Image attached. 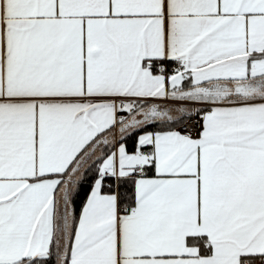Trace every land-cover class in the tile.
I'll use <instances>...</instances> for the list:
<instances>
[{
    "label": "snow or ice",
    "instance_id": "snow-or-ice-1",
    "mask_svg": "<svg viewBox=\"0 0 264 264\" xmlns=\"http://www.w3.org/2000/svg\"><path fill=\"white\" fill-rule=\"evenodd\" d=\"M0 264H264V0H0Z\"/></svg>",
    "mask_w": 264,
    "mask_h": 264
}]
</instances>
